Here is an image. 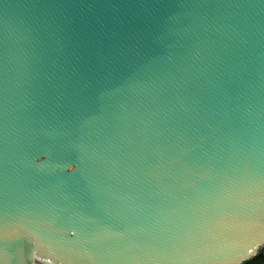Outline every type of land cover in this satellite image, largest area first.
I'll return each mask as SVG.
<instances>
[{"label":"water","instance_id":"1","mask_svg":"<svg viewBox=\"0 0 264 264\" xmlns=\"http://www.w3.org/2000/svg\"><path fill=\"white\" fill-rule=\"evenodd\" d=\"M0 264H264V0H0Z\"/></svg>","mask_w":264,"mask_h":264}]
</instances>
